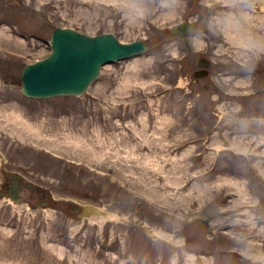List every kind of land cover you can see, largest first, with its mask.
<instances>
[{"label":"rangeland","instance_id":"1","mask_svg":"<svg viewBox=\"0 0 264 264\" xmlns=\"http://www.w3.org/2000/svg\"><path fill=\"white\" fill-rule=\"evenodd\" d=\"M187 22L189 47L168 32ZM57 28L149 51L80 98L27 99L22 70ZM6 174L31 187L21 204L0 194V264H264V0H0ZM63 200L121 220H78Z\"/></svg>","mask_w":264,"mask_h":264},{"label":"water","instance_id":"2","mask_svg":"<svg viewBox=\"0 0 264 264\" xmlns=\"http://www.w3.org/2000/svg\"><path fill=\"white\" fill-rule=\"evenodd\" d=\"M202 18L203 15H200L199 19ZM197 28L196 22H187L174 26L168 32L184 39L185 45L188 46L189 38ZM49 44L51 53L46 59L28 64L22 70L21 92L27 99L80 98L88 93L91 85L100 77L102 67L140 57L148 51L146 42L124 44L112 33L92 37L70 28H57L52 33ZM197 65L199 70L194 74V78H207L212 61L200 58ZM207 90L208 85H204L202 91ZM9 178L12 180L9 198L15 204H21L23 187L20 182L24 179L18 174H10ZM30 187L31 185L27 186ZM57 204L60 207L68 206L70 214L78 220L104 214L101 208L79 205L72 200L59 201Z\"/></svg>","mask_w":264,"mask_h":264},{"label":"flooded vegetation","instance_id":"3","mask_svg":"<svg viewBox=\"0 0 264 264\" xmlns=\"http://www.w3.org/2000/svg\"><path fill=\"white\" fill-rule=\"evenodd\" d=\"M10 185H11V180L9 179V174H6L5 179L1 183V187H0V194L2 195V198L3 197L6 198L9 196ZM21 185L23 187L22 193H25V191L29 192V190L26 189L27 188V182L26 181H22ZM30 190H31L30 191V197H29L30 203L35 201L38 205H41V204H47L50 202V195L48 194L47 191L38 189L36 187H33V189H30ZM22 193H21V195H22Z\"/></svg>","mask_w":264,"mask_h":264},{"label":"bare ground","instance_id":"4","mask_svg":"<svg viewBox=\"0 0 264 264\" xmlns=\"http://www.w3.org/2000/svg\"><path fill=\"white\" fill-rule=\"evenodd\" d=\"M191 24L193 23V22H190ZM183 24V23H182ZM173 28V27H172ZM71 29V28H70ZM75 31H77V30H75ZM79 32V31H78ZM81 33V32H80ZM92 37H94V36H92ZM191 38V37H190ZM189 38V39H190ZM181 39V38H180ZM182 41H183V43H184V39H181ZM125 44V43H124ZM189 44H190V41H189ZM148 45V44H147ZM184 45H185V43H184ZM186 46V45H185ZM186 47H189V45L188 46H186ZM148 51H149V47H148ZM147 51V52H148ZM146 52V53H147ZM144 55V54H143ZM142 56V55H141ZM138 58V57H137ZM133 59H135V58H133ZM211 68V67H210ZM209 68V69H210ZM209 71V70H208ZM101 72H102V70H101ZM95 83V82H94ZM10 179V178H9ZM11 180V179H10ZM21 183V182H20ZM11 185H12V180H11ZM11 185H10V187H11ZM1 187V186H0ZM21 193H22V191H21ZM22 195H23V193H22ZM21 195V196H22ZM6 198H9V196L8 197H6ZM10 199V198H9ZM11 200V199H10ZM14 203V202H13ZM23 203V202H22ZM98 208V207H97ZM102 209V208H101ZM103 210V212H104V214L102 215V216H99V217H92V218H96V220L100 223V224H104V222L105 221H120L121 219H120V217L119 216H117V215H115V214H111V213H109V212H107V211H105L104 209H102ZM101 210V211H102ZM197 220H200L199 218L197 219ZM153 234L156 236V237H158V238H163V239H169L170 237L169 236H166L164 233H161V232H158V231H153ZM262 260H263V262H264V256H261L260 257ZM245 259H248V261L251 263V262H254V261H250V259L249 258H245Z\"/></svg>","mask_w":264,"mask_h":264}]
</instances>
